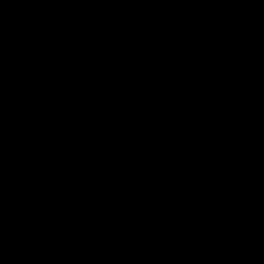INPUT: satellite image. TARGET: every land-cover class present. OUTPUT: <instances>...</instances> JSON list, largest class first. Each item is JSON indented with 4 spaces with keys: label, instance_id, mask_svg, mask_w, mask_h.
Returning a JSON list of instances; mask_svg holds the SVG:
<instances>
[{
    "label": "water",
    "instance_id": "95a60500",
    "mask_svg": "<svg viewBox=\"0 0 264 264\" xmlns=\"http://www.w3.org/2000/svg\"><path fill=\"white\" fill-rule=\"evenodd\" d=\"M0 264H264V0H0Z\"/></svg>",
    "mask_w": 264,
    "mask_h": 264
}]
</instances>
